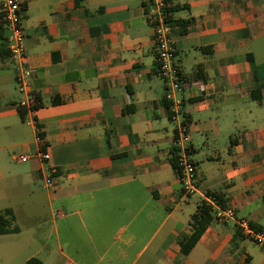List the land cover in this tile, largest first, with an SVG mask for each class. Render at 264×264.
Returning <instances> with one entry per match:
<instances>
[{
    "label": "crops",
    "instance_id": "1",
    "mask_svg": "<svg viewBox=\"0 0 264 264\" xmlns=\"http://www.w3.org/2000/svg\"><path fill=\"white\" fill-rule=\"evenodd\" d=\"M151 1L20 0L39 104L22 120L0 11V128L30 162L9 173L0 158V212L21 223L8 198L43 187L47 175L55 184L51 221L29 219L0 235V264H264V247L232 222L214 221L184 258L179 246L203 196L264 234V0H165L199 189L189 197L171 164L174 124L146 15ZM25 248L34 252L21 258Z\"/></svg>",
    "mask_w": 264,
    "mask_h": 264
},
{
    "label": "built area",
    "instance_id": "2",
    "mask_svg": "<svg viewBox=\"0 0 264 264\" xmlns=\"http://www.w3.org/2000/svg\"><path fill=\"white\" fill-rule=\"evenodd\" d=\"M0 11L8 31L7 51L15 70V84L22 96L17 107L27 112L32 111L35 98L31 91L30 81L32 70L25 53L23 32L21 27L20 0H0ZM147 19L152 28V42L158 67V75L166 85L164 100L169 121L174 124V158L178 181L184 197L199 193L194 181L195 164L190 154V131L183 117V99L181 98L182 79L178 67L174 63V45L172 27L166 10L165 0H152L147 10ZM37 157L43 161L49 159L47 152H39ZM18 160L24 163L28 157L20 156ZM55 184L51 175L43 179V188L52 191ZM205 205L213 211L214 221L221 224L232 222L236 229L246 239L264 247V234L251 229L247 221L235 217L230 207H221L218 200L212 196H203Z\"/></svg>",
    "mask_w": 264,
    "mask_h": 264
},
{
    "label": "rangeland",
    "instance_id": "3",
    "mask_svg": "<svg viewBox=\"0 0 264 264\" xmlns=\"http://www.w3.org/2000/svg\"><path fill=\"white\" fill-rule=\"evenodd\" d=\"M20 95V94H18ZM22 142L13 135L12 132L4 131L0 128V158L3 163L7 165V170L9 173H21L30 164H22L18 160V156L21 154L23 149ZM4 149V150H3ZM3 150V151H2ZM29 192H19L14 195V193L6 201V206H16L20 210V218L15 221H20L21 223L13 222L12 227H21V224H24L25 221L31 219L32 221H38L42 223L43 221H51L50 211L47 207V190L43 189L41 182H37L31 187H29ZM55 210L53 211V213ZM26 218V219H25ZM25 234L18 236V242L22 246L27 245V242L23 241ZM247 245L250 248L256 247L255 244L247 242ZM34 250L31 249H22L21 258H24L32 254ZM45 250H42L40 256L43 257ZM38 258V257H34ZM107 258L103 259L105 263ZM6 264H13L8 262Z\"/></svg>",
    "mask_w": 264,
    "mask_h": 264
},
{
    "label": "trees",
    "instance_id": "4",
    "mask_svg": "<svg viewBox=\"0 0 264 264\" xmlns=\"http://www.w3.org/2000/svg\"><path fill=\"white\" fill-rule=\"evenodd\" d=\"M38 107H39V104L35 100V105L32 107V110H36ZM25 112L26 111L24 109L18 110V114H19L21 120L23 119ZM38 137H41V136L38 135ZM171 164H172V167L176 171V164H175V158L174 157L171 160ZM212 195L217 197V195H215V194H212ZM13 222H14V216H13V213L11 210L6 209V210L0 212V235L16 233L18 231V229H17V227H12ZM213 222H214V218H213V215L211 213L210 207L206 206L204 203H201L197 207L196 212L191 217L190 234L188 236L183 237L181 239V241L179 242L180 257L181 258L186 257L190 253V251L193 249V247L199 241L201 236L204 234L205 230ZM250 227L256 232H261L260 229L258 227H255L254 225H250ZM239 234L241 235L240 232H239ZM241 237H242V235H241ZM25 264H40V261L37 260L36 258H31L28 261H26Z\"/></svg>",
    "mask_w": 264,
    "mask_h": 264
}]
</instances>
